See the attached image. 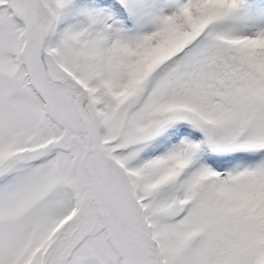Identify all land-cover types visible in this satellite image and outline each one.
I'll return each instance as SVG.
<instances>
[{
    "label": "snow or ice",
    "instance_id": "6c2138e0",
    "mask_svg": "<svg viewBox=\"0 0 264 264\" xmlns=\"http://www.w3.org/2000/svg\"><path fill=\"white\" fill-rule=\"evenodd\" d=\"M0 264H264V0H0Z\"/></svg>",
    "mask_w": 264,
    "mask_h": 264
}]
</instances>
